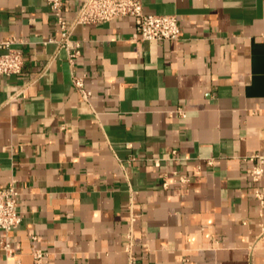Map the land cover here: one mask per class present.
Returning a JSON list of instances; mask_svg holds the SVG:
<instances>
[{
    "label": "crops",
    "instance_id": "crops-1",
    "mask_svg": "<svg viewBox=\"0 0 264 264\" xmlns=\"http://www.w3.org/2000/svg\"><path fill=\"white\" fill-rule=\"evenodd\" d=\"M141 1L180 39L135 41L132 16L80 25L70 63L46 0H0V44L26 56L0 75V189L22 217L0 264H128L130 232L136 264H264V0Z\"/></svg>",
    "mask_w": 264,
    "mask_h": 264
},
{
    "label": "built area",
    "instance_id": "built-area-1",
    "mask_svg": "<svg viewBox=\"0 0 264 264\" xmlns=\"http://www.w3.org/2000/svg\"><path fill=\"white\" fill-rule=\"evenodd\" d=\"M48 6L54 13L57 24L61 29V40L59 47L69 52L70 63L78 56L77 45H73L72 36L80 25H99L132 16L136 23V32L133 35L135 41H166L179 40L182 28L177 16L147 14L144 12L141 0H82L75 18L72 21L65 19L63 15L65 0H46ZM16 39L11 38L0 44V48L6 49L0 53V75L9 76L20 74L26 65L25 53L15 48ZM74 85L80 90L85 99L90 92L86 90L84 78L74 77ZM255 164L251 170V177L255 183H260L264 176V154H254L249 158ZM212 164V162H210ZM181 182L186 181L180 178ZM170 182L165 181V187ZM257 197L264 206V195L258 190ZM22 224V217L18 209V192L15 184H10L5 189H0V231L6 234L5 240L0 242V253L6 252L11 255L13 248L8 239V234L16 230ZM126 251L129 255L128 264H136L133 254V233L127 235ZM48 254L41 250L34 252V263L45 264Z\"/></svg>",
    "mask_w": 264,
    "mask_h": 264
}]
</instances>
